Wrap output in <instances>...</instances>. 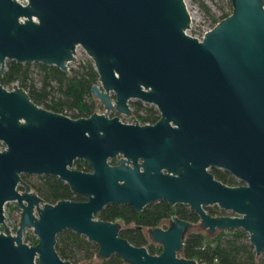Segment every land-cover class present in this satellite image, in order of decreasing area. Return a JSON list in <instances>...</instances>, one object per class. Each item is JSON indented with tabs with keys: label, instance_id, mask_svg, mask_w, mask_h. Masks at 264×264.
<instances>
[{
	"label": "water",
	"instance_id": "95a60500",
	"mask_svg": "<svg viewBox=\"0 0 264 264\" xmlns=\"http://www.w3.org/2000/svg\"><path fill=\"white\" fill-rule=\"evenodd\" d=\"M230 1L198 39L186 32L185 0H0V72L6 59L67 71L80 46L97 73L90 92L103 106L71 117L0 81V264H74L54 247L64 227L95 241L99 256L207 264L178 254L186 217L148 225L161 248L147 250L118 233L115 217L96 216L108 201L138 210L159 197L186 203L207 231L243 228L254 251H264V7ZM129 99L153 104L158 117L108 115H128ZM209 165L240 182L214 176ZM21 172L55 174L82 195L43 200ZM8 200L19 208L14 229L4 224ZM212 203L229 211L204 207ZM24 227L35 242L22 239Z\"/></svg>",
	"mask_w": 264,
	"mask_h": 264
},
{
	"label": "trees",
	"instance_id": "16d2710c",
	"mask_svg": "<svg viewBox=\"0 0 264 264\" xmlns=\"http://www.w3.org/2000/svg\"><path fill=\"white\" fill-rule=\"evenodd\" d=\"M228 8L231 10L230 0H228ZM226 14L228 13L224 12L220 18ZM33 70L36 71V78L32 75ZM96 80L97 73L89 59L79 63L75 68L68 67L67 71L38 61L17 62L14 59H6L4 69L0 72V81L4 86L8 87L17 82L24 87L34 101L50 110L67 112L71 117L77 113L87 115L95 110L90 86ZM130 103L131 112L140 121H153L158 117V111L153 104L138 99H133L129 101ZM72 165L85 170L89 168L84 158H74ZM209 166L214 176L233 183L240 182L227 169L215 165ZM21 174L43 200L64 195H82L73 191L66 181L55 174L47 172L37 174L21 172ZM4 205L7 206L8 212L12 208L17 209L15 201H5ZM204 207L224 211L215 203ZM171 214L186 217L191 223L198 220L197 213L186 203L180 201L169 203L163 197L148 201L138 210L127 202L108 201L96 212L98 217H115L121 220L124 225L119 227L118 233L125 234L131 242L144 244L147 250L161 248L158 241L149 237L148 225L160 223L165 218L169 219ZM190 224L184 231L178 254L206 261L207 264H261L263 262L264 257L261 258L254 251L243 228L235 226L204 232L197 228L190 229ZM144 227L147 228L148 237L142 231ZM23 239L35 242L36 236L31 231H27ZM54 247L74 264H131L116 252L106 256L97 255V243L69 227L56 232Z\"/></svg>",
	"mask_w": 264,
	"mask_h": 264
},
{
	"label": "rangeland",
	"instance_id": "374dc122",
	"mask_svg": "<svg viewBox=\"0 0 264 264\" xmlns=\"http://www.w3.org/2000/svg\"><path fill=\"white\" fill-rule=\"evenodd\" d=\"M185 4L190 16L188 32L190 35L193 36H197L201 33V31L210 28L217 20L220 19V16L224 12L227 13L230 12V9L228 8V0H185ZM75 50L77 57L75 58L74 61H69L67 63L68 67L75 68L78 66L79 63L85 62L87 59L91 60L80 46H77ZM32 67L34 68V66ZM35 72L36 71L33 70L32 75L34 78H36ZM92 98L95 101V110L103 108L102 104L98 101L96 97L92 95ZM131 100L133 99L128 100V104L129 101ZM129 105L132 108L131 103ZM107 113L108 115H112L113 109H109ZM30 174H34V173H30ZM12 201L13 200H8L7 202H12ZM222 209L224 211H229L228 209H224V208ZM3 210H4V224H6V226H9L12 223V221H15L17 223V219L19 215V211L17 209L12 208V210L8 212L7 206L3 204ZM118 221L120 226L124 225V223L121 220ZM167 223H168V219L165 218L162 219L159 224L160 226H166ZM189 228L190 229L197 228V229H201L204 232H207L206 228L202 227L198 220L191 223ZM0 229H3V224L1 223H0ZM142 231L148 237L147 228L144 227ZM24 234L22 235L24 236ZM258 255L261 258H263L264 251L259 252ZM256 264H260V263H256Z\"/></svg>",
	"mask_w": 264,
	"mask_h": 264
},
{
	"label": "built area",
	"instance_id": "2783aa9c",
	"mask_svg": "<svg viewBox=\"0 0 264 264\" xmlns=\"http://www.w3.org/2000/svg\"><path fill=\"white\" fill-rule=\"evenodd\" d=\"M204 31L205 30L201 31V33L195 37H197L199 39L202 36ZM186 32L189 33L188 30ZM118 115H120L124 121H140L139 118L135 114H133L131 111L128 115H124V114H118ZM17 210L19 211L18 206H17ZM16 224L17 223L15 221H12V223L7 227H8V229H14ZM25 231H31V229L29 227H24L22 230V234H24ZM22 239H23V235H22Z\"/></svg>",
	"mask_w": 264,
	"mask_h": 264
},
{
	"label": "flooded vegetation",
	"instance_id": "af4514ba",
	"mask_svg": "<svg viewBox=\"0 0 264 264\" xmlns=\"http://www.w3.org/2000/svg\"><path fill=\"white\" fill-rule=\"evenodd\" d=\"M112 115H118V113H117L115 110H113ZM220 168H221V167H220Z\"/></svg>",
	"mask_w": 264,
	"mask_h": 264
},
{
	"label": "clouds",
	"instance_id": "9594fccd",
	"mask_svg": "<svg viewBox=\"0 0 264 264\" xmlns=\"http://www.w3.org/2000/svg\"><path fill=\"white\" fill-rule=\"evenodd\" d=\"M27 2V0H25V3Z\"/></svg>",
	"mask_w": 264,
	"mask_h": 264
}]
</instances>
